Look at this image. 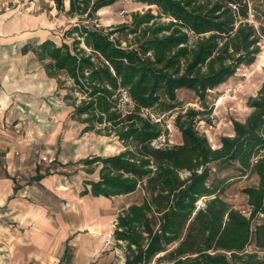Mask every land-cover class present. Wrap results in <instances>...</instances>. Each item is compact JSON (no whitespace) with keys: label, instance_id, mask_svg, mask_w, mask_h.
Instances as JSON below:
<instances>
[{"label":"trees","instance_id":"trees-1","mask_svg":"<svg viewBox=\"0 0 264 264\" xmlns=\"http://www.w3.org/2000/svg\"><path fill=\"white\" fill-rule=\"evenodd\" d=\"M77 22L66 36L32 47L49 77L64 76L71 118L83 133L116 138L124 150L81 160V195L112 198L141 191V202L119 212L113 233L124 264H260L247 248L264 250V85L245 121L215 148L197 128L203 110L181 107L178 92L208 93L255 63L264 32L250 19V0H135L147 5L131 21L108 27L97 13L121 0H55ZM178 111L182 143L155 142L168 130L154 114ZM238 167L257 178L243 189L250 216L217 195L212 165ZM42 176H39V178ZM206 199L202 206L198 203Z\"/></svg>","mask_w":264,"mask_h":264},{"label":"crops","instance_id":"crops-1","mask_svg":"<svg viewBox=\"0 0 264 264\" xmlns=\"http://www.w3.org/2000/svg\"><path fill=\"white\" fill-rule=\"evenodd\" d=\"M6 1L0 0L1 10ZM64 4L67 10L69 0ZM43 17L0 11V264H100L109 245L103 235L110 232L102 210L116 197L81 195L87 180L83 174L72 175L57 160L43 162L45 151L29 144L32 119L44 108L27 95L32 85L28 74L33 73L29 63H44L32 48L23 49L50 39L40 29ZM44 73L52 78L45 66Z\"/></svg>","mask_w":264,"mask_h":264},{"label":"rangeland","instance_id":"rangeland-1","mask_svg":"<svg viewBox=\"0 0 264 264\" xmlns=\"http://www.w3.org/2000/svg\"><path fill=\"white\" fill-rule=\"evenodd\" d=\"M250 3V19L264 32V0H250ZM55 5L54 0H7L5 7L0 11L12 12L14 17L30 18L43 15V20L40 21V25H42L40 29L45 30L43 34L58 45L64 42L71 45L73 41L66 36V31L76 24L77 18L70 19L64 13H59L54 8ZM148 8L147 5L135 0H121L113 6L101 9L93 23H96L98 27L106 28L111 25L130 22L132 12H144ZM30 27L28 26L27 30H33ZM31 33L22 32L21 35L28 36ZM19 64L23 65L21 61H19ZM29 65L31 71H33L31 74L33 77L29 72L30 77H28V80H30V84H35V86L28 87L29 93L27 95L35 99V104L41 103V107H44L42 115L40 117L35 116L32 119L35 126L33 133L31 132L28 136L30 139L29 144L34 148L41 147L45 151L47 160H44L43 157V162L57 160L56 163H66L72 175L83 174L85 179L98 178L100 168H97L94 174L89 175L86 173L85 167H82L81 160L93 156L107 157L115 155L123 151L124 146L113 137L98 135L94 132L83 133L84 125L71 118L72 108L69 106V101L64 99L67 94L66 86H68L66 78L61 76L59 79L63 84L59 85L57 78L47 79L44 73V64L34 61L33 63L30 62ZM263 85L264 38L262 51L255 63L250 66H241L233 77L211 90L204 102L193 91L186 89L178 92V100L181 107L204 111L205 114L201 116L197 128L208 137L211 145L217 148L220 146L223 136L234 134L233 121H245L250 115L252 109L248 105L249 100L258 94ZM18 87L20 89L23 86ZM64 112L66 113L63 119L59 120L58 115ZM177 114L178 111L163 115L154 114V118L161 121L164 128L168 130L166 135L155 142L156 146L165 143L171 145L182 143V135L174 122ZM57 131L58 134L54 138L53 134ZM212 183L217 188V195L235 209L240 210L246 216H250L251 209L248 206L247 196L244 194L243 189L256 185L257 178L254 175L250 173L243 175L236 166L219 168L214 164L212 165L210 180V184ZM142 196V192L138 191L127 197L113 198L111 202L103 206L102 215L109 217L110 232L103 235L109 239V245H106V249L102 253L100 264H124L123 251L116 246L113 236L116 218L123 208L132 203L141 202ZM205 201L206 199H202L198 206H202ZM78 208L76 209L80 220L81 212ZM256 222H264V215H261ZM247 252L254 254L261 262L260 264H264V250H258L254 245H251L247 248Z\"/></svg>","mask_w":264,"mask_h":264},{"label":"built area","instance_id":"built-area-1","mask_svg":"<svg viewBox=\"0 0 264 264\" xmlns=\"http://www.w3.org/2000/svg\"><path fill=\"white\" fill-rule=\"evenodd\" d=\"M43 159H44V160H47V158H46V157H44Z\"/></svg>","mask_w":264,"mask_h":264}]
</instances>
